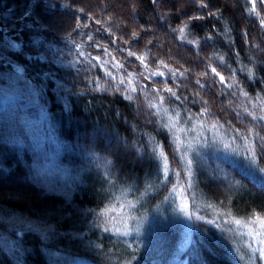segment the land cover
<instances>
[{
    "label": "trees",
    "instance_id": "trees-1",
    "mask_svg": "<svg viewBox=\"0 0 264 264\" xmlns=\"http://www.w3.org/2000/svg\"><path fill=\"white\" fill-rule=\"evenodd\" d=\"M48 1L0 0V24L6 31L28 14L37 16L49 31L46 42L28 46L19 59L25 76L37 88L38 99L29 101L25 95L14 103H0V128L16 124V133L0 148L1 217L22 211L52 225L47 232L20 230L13 237L12 241L19 240L23 264H52L46 250H60L94 264H118L112 260L121 261L122 255L129 259L133 252L102 232L105 217L117 212L113 207L119 204V196L136 207L117 213L138 210L156 217L160 225L155 207L167 213L166 199L174 187L187 182L182 155L160 115L163 108L225 128L236 143L251 145L253 165L264 170V120L260 119L264 117V6L260 9V0L254 9L252 0H60L64 3L54 8L46 6ZM97 35L124 52L143 55L151 67L163 64L178 74L151 79L150 97L139 86L133 93L123 86L126 71L115 77L105 72L93 58L94 51L76 68L48 57L51 50L66 49L70 41ZM50 41L57 45L48 47ZM105 46L98 44L96 50ZM9 66L0 59V71ZM6 109L13 118L4 115ZM83 131L86 138L78 135V143H84L107 179L118 185L117 199L95 171L85 173L72 196L40 187L31 178L25 183L13 178L27 177L48 157L82 164L70 148H76L77 134ZM160 152L169 163L168 172ZM221 166L227 173L236 172L232 176L236 187L229 196L199 163L192 187L222 212L243 218L264 214V176L255 166L253 171L228 160ZM198 225L197 232L203 233L193 235L188 264H245L231 251L225 233L202 221ZM2 250L6 255L0 253V264H16ZM135 253L140 255L138 246Z\"/></svg>",
    "mask_w": 264,
    "mask_h": 264
},
{
    "label": "rangeland",
    "instance_id": "rangeland-1",
    "mask_svg": "<svg viewBox=\"0 0 264 264\" xmlns=\"http://www.w3.org/2000/svg\"><path fill=\"white\" fill-rule=\"evenodd\" d=\"M47 3L48 8H54L64 2L50 0ZM263 6V4H259L260 9ZM47 29L37 16L31 14H28L20 21L18 26L12 27L10 31H6L3 25L0 24V59L8 61L10 65L5 71H0V103H14L18 98L25 95L29 97L27 98L29 101L30 99L33 101L38 99L37 88L25 76L19 59L23 50L27 49L28 46L39 44L42 41L46 42V36H49ZM104 31L110 35L106 28H104ZM99 39H101V36L97 35L94 39L86 37L77 42L70 41L63 51L51 50L53 54H49L48 51V57L55 58L62 65L76 68L82 63V59L86 57V54L90 53V50L94 51L96 55L93 58L97 60L105 72L109 71V74L115 77L121 71H126L124 73L126 77H122V79L126 78L122 83L123 86L131 93L135 92L139 86L150 97L152 95L149 92L148 82L151 79L158 78L159 75L174 77L178 74L174 69L163 64H160L161 67L159 65L151 67L145 61L143 55L136 56L124 52V50L118 49L117 45L114 47L115 43L107 42L104 36H102L101 41ZM105 43L108 46L98 52L96 46L98 44L103 46ZM56 45L57 42L54 41L47 43L48 47H55ZM129 49L132 51V48ZM162 110L160 115L165 120L166 126L171 131L182 155L185 171L184 179L186 178L187 182L178 188L174 187L173 194L166 199L164 206L167 213L160 211L161 206L155 207L156 213L162 219L159 220V226L156 225L158 221L156 217H146L144 213H138V210L125 211L122 214L117 213L124 209L136 207L135 203L126 202L125 197H118L117 203L119 202V204L113 207V210L117 209V212H115V216L105 217L107 223L104 225V231L102 229L101 231L107 232L118 245L123 244L122 246L128 247L133 255L129 259H124L122 255V258H120L122 262L115 258L112 261H117L118 264H188V259L191 258L189 250L193 248L195 243L192 240L193 235L195 232L200 233L199 236L203 233V231L197 232L199 229L198 224L202 221L217 227L222 233H225L231 251L236 253V257L241 262L245 264H264V257L261 256L259 251L260 248H264V244L260 242L264 239V229H261L259 223L256 222L257 218L264 220V214L243 218L228 212H222L217 206L208 203L204 198L205 196L198 192L199 190L192 187L196 166L199 163L208 171L210 178L218 182L222 193L229 196V192L236 187L235 179L232 177L236 172L230 170L227 173L221 163L228 160L235 164H243L247 169L254 171L255 158L252 154L254 151L249 150L251 145L243 141L236 143L237 139L220 125L216 126L215 124L188 119L180 110L175 111L168 108ZM7 114H12L13 118L10 109H6L4 115L7 116ZM14 133H16L15 123L6 128H0V141L2 142L0 148L2 150L4 148L2 146H6L10 142ZM85 133L83 131L77 134L75 139L77 140L75 141L76 150L70 148V151L76 152L81 157L83 165L81 163L78 165L65 164L48 157L40 160L27 177L18 178L15 175L13 178L16 181L19 180L20 183H25L26 179L31 178L40 187L62 194L68 192L72 196L79 185L84 182L85 173L95 171L103 181L106 180V190L108 189V192L114 195L112 198L117 199L118 185L107 179L101 163L97 157L85 148L84 143H78L79 136L85 137ZM13 144L20 145V143H11L10 145ZM160 156L163 168L165 172H168L169 163L165 160L164 153L160 152ZM137 157L140 158L139 154H137ZM2 162L0 158V169L3 166ZM255 171L264 176V170L258 166H255ZM123 175L122 173V180H124ZM6 184L9 183L6 182ZM113 199L112 202L114 203ZM1 210L3 209H0V219L4 222L0 223V253L6 255L5 250H2V248H5L16 264H23L22 257H20L19 240L14 242L12 241L13 237L19 236L20 230L33 229L38 230L40 233L47 232L52 225H46V222L40 220V218L38 219L37 216H31L29 213L22 211L11 212L6 217H1ZM236 221L241 223L237 224ZM200 229L203 228L200 226ZM169 236H171L170 239ZM21 244L24 245L23 242ZM136 246H138L140 255L135 253ZM50 250H52V246H50ZM95 250L101 254L106 253L101 248H95ZM46 251L52 264H94L87 259L83 260L82 257L62 253L60 250ZM142 253L152 256L143 257ZM119 255L114 253V256L118 257Z\"/></svg>",
    "mask_w": 264,
    "mask_h": 264
},
{
    "label": "snow or ice",
    "instance_id": "snow-or-ice-1",
    "mask_svg": "<svg viewBox=\"0 0 264 264\" xmlns=\"http://www.w3.org/2000/svg\"><path fill=\"white\" fill-rule=\"evenodd\" d=\"M260 2H261V4H264V0H260ZM255 3H256V0H252L253 9L255 8ZM262 23H264V21H262ZM180 31L183 32L184 30L181 29ZM212 71L214 73H216L217 76H219L221 82L225 81V78L223 76H221L218 72H216L215 68H213ZM122 83H123V81H122ZM132 90L134 91L135 89H132ZM167 91L171 92L172 90L168 89ZM260 119L264 120V117H260ZM256 135L258 136L259 134L257 133ZM245 139H249V137H245ZM261 139L264 140V137H262ZM253 143H255V141H253ZM249 150L251 151L252 149L250 148ZM256 222L259 223L261 229H264V220H261L260 218H257ZM236 223L239 224L241 222L240 221H236ZM260 242H261V244H264V239H262ZM259 251L261 253V256L264 257V248H260Z\"/></svg>",
    "mask_w": 264,
    "mask_h": 264
}]
</instances>
